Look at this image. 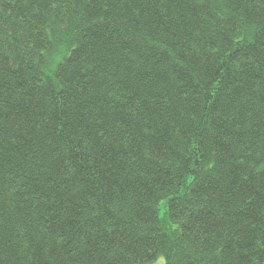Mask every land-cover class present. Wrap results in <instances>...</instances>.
Instances as JSON below:
<instances>
[{
    "label": "trees",
    "instance_id": "obj_1",
    "mask_svg": "<svg viewBox=\"0 0 264 264\" xmlns=\"http://www.w3.org/2000/svg\"><path fill=\"white\" fill-rule=\"evenodd\" d=\"M159 256L264 264V0H0V264Z\"/></svg>",
    "mask_w": 264,
    "mask_h": 264
},
{
    "label": "rangeland",
    "instance_id": "obj_2",
    "mask_svg": "<svg viewBox=\"0 0 264 264\" xmlns=\"http://www.w3.org/2000/svg\"><path fill=\"white\" fill-rule=\"evenodd\" d=\"M164 206L163 201L160 204V216H163ZM153 264H164V258L162 256H159Z\"/></svg>",
    "mask_w": 264,
    "mask_h": 264
}]
</instances>
